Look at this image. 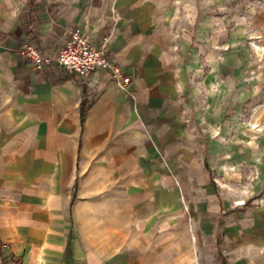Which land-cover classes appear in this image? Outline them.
I'll list each match as a JSON object with an SVG mask.
<instances>
[{
  "label": "crops",
  "instance_id": "crops-1",
  "mask_svg": "<svg viewBox=\"0 0 264 264\" xmlns=\"http://www.w3.org/2000/svg\"><path fill=\"white\" fill-rule=\"evenodd\" d=\"M204 2L0 0V264H186L167 213L181 138L215 133L222 95L237 105L234 89L264 70L223 60ZM76 27L107 43L128 90L105 70L35 71L18 54L54 52Z\"/></svg>",
  "mask_w": 264,
  "mask_h": 264
},
{
  "label": "rangeland",
  "instance_id": "rangeland-1",
  "mask_svg": "<svg viewBox=\"0 0 264 264\" xmlns=\"http://www.w3.org/2000/svg\"><path fill=\"white\" fill-rule=\"evenodd\" d=\"M204 8L221 19L227 64L243 74L262 65L264 0H205ZM255 75L260 81L234 89L237 105H227L229 89L222 95L215 133L194 129L175 154L167 213L174 242L190 246L186 264H264V70ZM184 149L194 152L198 167L185 165ZM158 205L152 207L159 212Z\"/></svg>",
  "mask_w": 264,
  "mask_h": 264
},
{
  "label": "built area",
  "instance_id": "built-area-1",
  "mask_svg": "<svg viewBox=\"0 0 264 264\" xmlns=\"http://www.w3.org/2000/svg\"><path fill=\"white\" fill-rule=\"evenodd\" d=\"M18 54L35 71H43L56 63L81 78H87L98 70L108 71L122 90H128L133 82V77L113 58L107 43L95 45L81 27L72 30L69 41L54 52L23 42L18 48Z\"/></svg>",
  "mask_w": 264,
  "mask_h": 264
},
{
  "label": "trees",
  "instance_id": "trees-1",
  "mask_svg": "<svg viewBox=\"0 0 264 264\" xmlns=\"http://www.w3.org/2000/svg\"><path fill=\"white\" fill-rule=\"evenodd\" d=\"M87 108H88V103L84 100L82 102V105H81V121H82V124H84V122H85V118L87 115Z\"/></svg>",
  "mask_w": 264,
  "mask_h": 264
}]
</instances>
